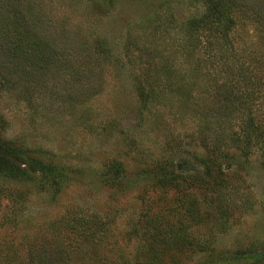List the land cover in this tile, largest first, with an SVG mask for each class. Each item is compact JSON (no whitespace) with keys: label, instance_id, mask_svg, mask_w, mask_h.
Returning <instances> with one entry per match:
<instances>
[{"label":"trees","instance_id":"obj_1","mask_svg":"<svg viewBox=\"0 0 264 264\" xmlns=\"http://www.w3.org/2000/svg\"><path fill=\"white\" fill-rule=\"evenodd\" d=\"M37 1L18 0L14 45L11 48V39L4 35L0 46L8 59L15 50L14 58L28 64L27 68L0 67V84L16 86L25 102L41 89L49 73L33 58L34 52L45 49L33 24ZM118 1L147 8L126 23L122 40L111 45V63L117 61L130 74L141 107L161 105L178 114H214L210 131L205 130L209 125L200 127L205 117H196L200 149L182 153L202 172L180 173L182 166L175 161H184L170 154L145 158L134 173L111 158L106 165L111 175L104 183L113 192H128L137 179L148 183L134 196L136 211L126 228L119 230L115 219L120 214L107 223L84 217L74 207L45 226L27 227L22 213L9 210L15 203L8 198L11 194L0 189V202L10 201V214L17 213L0 220V225L4 223L0 264H264V244L231 252L212 244L213 234L225 231L232 208L240 207L228 201L222 188L230 180V167L247 160L252 146H257L264 162V0H96V6L113 10ZM80 37V48L84 45L91 53H100L91 61L93 68L109 63L106 42ZM116 46L119 58L114 56ZM64 73L75 83L80 80L75 73L83 75L70 67ZM94 77L87 98L103 81ZM75 172L76 168L49 160L21 158L0 142L1 182L48 186L55 195ZM198 193L206 203L203 215ZM206 222L207 235L199 229Z\"/></svg>","mask_w":264,"mask_h":264},{"label":"rangeland","instance_id":"obj_2","mask_svg":"<svg viewBox=\"0 0 264 264\" xmlns=\"http://www.w3.org/2000/svg\"><path fill=\"white\" fill-rule=\"evenodd\" d=\"M18 5V0H0V46L4 35L11 39V48L14 45ZM96 5V0H38L33 24L38 27L45 49L34 52L33 58L36 65L48 68L45 83L27 98L29 103L21 99L16 86L0 84V142L14 148L21 158L76 168L69 183L61 188L63 191L55 195L48 186L41 189L34 184L0 181V189H6L11 194L8 198L15 201L9 210L22 213L28 220L27 227L45 226L64 209L74 207L84 217L107 223L120 214L115 226L117 230L126 228L128 218L136 211L134 196L148 183L137 179L130 185L127 181L128 192H113L104 183L111 175H107L106 168L111 158L134 173L141 169L145 158L170 154L184 161H175L182 166L180 173L202 172L198 165L186 162L190 156L182 153L200 149L195 136L199 124L196 117L204 116L200 127L207 128L214 114H178L161 105L145 109L131 88L130 74L117 61L111 63V45L122 40L126 23L138 19L147 8L124 1L116 2L113 10ZM82 35L86 41L98 38L107 43L109 63L93 68L91 61L100 53L93 54L84 45L80 48L77 40ZM114 48V56L119 58L118 47ZM14 54L15 50L12 59H8L0 49V67L27 68L28 64L21 63ZM66 67L82 70L83 75L75 73L78 83L67 80ZM100 76L101 85L87 98L85 92L93 91L92 78ZM85 109L92 111L87 113ZM210 128L211 125L203 129ZM256 149L252 146L247 160L230 167V180L222 185L228 201L240 207L232 208L227 215L224 232L213 234L210 230L216 236L212 244L219 250L231 252L264 244V162ZM16 161L23 162L17 158ZM198 197L203 215L206 203L201 194ZM6 202H0V220L17 214H10L7 205L11 203ZM0 226L1 235L3 221ZM209 227L206 222L199 228L200 233L207 235Z\"/></svg>","mask_w":264,"mask_h":264}]
</instances>
